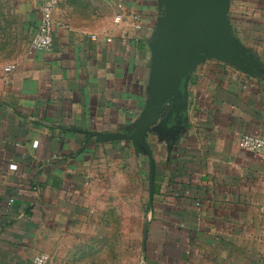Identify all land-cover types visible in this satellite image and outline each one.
Wrapping results in <instances>:
<instances>
[{
  "label": "crops",
  "instance_id": "0c3cea01",
  "mask_svg": "<svg viewBox=\"0 0 264 264\" xmlns=\"http://www.w3.org/2000/svg\"><path fill=\"white\" fill-rule=\"evenodd\" d=\"M45 1L1 0L20 47L0 66V264L65 263L68 243L139 172L146 264H264V155L239 146L264 138V0H230L228 14L263 67L199 63L186 110L167 126L163 111L146 135L153 161L144 145L97 133L135 130L160 0H56L53 50L29 53Z\"/></svg>",
  "mask_w": 264,
  "mask_h": 264
},
{
  "label": "water",
  "instance_id": "95a60500",
  "mask_svg": "<svg viewBox=\"0 0 264 264\" xmlns=\"http://www.w3.org/2000/svg\"><path fill=\"white\" fill-rule=\"evenodd\" d=\"M163 11L153 41L150 43L152 64L148 85L149 97L135 130L130 135H106V140H132L142 144L153 157L146 135L153 124L168 110L170 117L186 110L185 97L191 74L197 65L215 59L239 71L254 75L263 67L255 55L237 39L229 21L230 0H160ZM184 89V90H183Z\"/></svg>",
  "mask_w": 264,
  "mask_h": 264
},
{
  "label": "rangeland",
  "instance_id": "374dc122",
  "mask_svg": "<svg viewBox=\"0 0 264 264\" xmlns=\"http://www.w3.org/2000/svg\"><path fill=\"white\" fill-rule=\"evenodd\" d=\"M4 8L0 0V66L20 47L13 24L3 19ZM136 180L135 188L127 185L116 194L84 233L68 243L63 264H146L143 250L149 224V184L145 173L139 172Z\"/></svg>",
  "mask_w": 264,
  "mask_h": 264
},
{
  "label": "built area",
  "instance_id": "2783aa9c",
  "mask_svg": "<svg viewBox=\"0 0 264 264\" xmlns=\"http://www.w3.org/2000/svg\"><path fill=\"white\" fill-rule=\"evenodd\" d=\"M57 7L56 0H46L42 6V19L38 31L32 37L29 45V53L41 51L51 52L54 46L55 19L54 10ZM121 21V16H117L116 22ZM140 29V26H137ZM13 65L7 67V71L14 69ZM239 146L242 150L264 155V138L245 135L240 139ZM16 168V166H12ZM13 202V200H11ZM50 257L46 254H38L34 257V264H48Z\"/></svg>",
  "mask_w": 264,
  "mask_h": 264
}]
</instances>
